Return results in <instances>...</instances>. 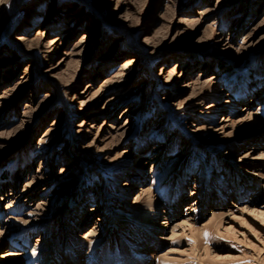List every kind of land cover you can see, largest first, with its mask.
Masks as SVG:
<instances>
[{
	"label": "rangeland",
	"instance_id": "374dc122",
	"mask_svg": "<svg viewBox=\"0 0 264 264\" xmlns=\"http://www.w3.org/2000/svg\"><path fill=\"white\" fill-rule=\"evenodd\" d=\"M7 250L264 264V0H0Z\"/></svg>",
	"mask_w": 264,
	"mask_h": 264
},
{
	"label": "bare ground",
	"instance_id": "6f19581e",
	"mask_svg": "<svg viewBox=\"0 0 264 264\" xmlns=\"http://www.w3.org/2000/svg\"><path fill=\"white\" fill-rule=\"evenodd\" d=\"M247 154L248 153H245L243 156L245 157V156H247ZM245 159V158H244ZM192 204H194L193 202H192ZM191 208V207H190ZM90 232L91 233H93V231L91 230V231H89V233L88 234H90ZM90 235H88V237H89ZM87 238V237H86ZM20 255H22V253L18 250V251H11V250H7L5 253H4V260H3V262H4V264H11V263H16V262H18L19 260H21L22 258H21V256ZM18 264V263H17Z\"/></svg>",
	"mask_w": 264,
	"mask_h": 264
}]
</instances>
